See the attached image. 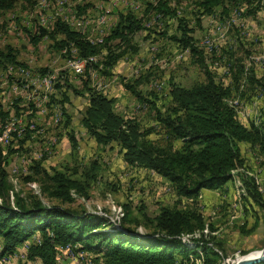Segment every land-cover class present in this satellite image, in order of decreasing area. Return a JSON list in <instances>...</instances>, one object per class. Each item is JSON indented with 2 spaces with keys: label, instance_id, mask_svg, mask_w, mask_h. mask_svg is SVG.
I'll use <instances>...</instances> for the list:
<instances>
[{
  "label": "rangeland",
  "instance_id": "obj_1",
  "mask_svg": "<svg viewBox=\"0 0 264 264\" xmlns=\"http://www.w3.org/2000/svg\"><path fill=\"white\" fill-rule=\"evenodd\" d=\"M157 1L15 0L0 10V49L7 55L0 59V132L10 129L2 146L8 188L0 202L15 207L21 197L26 205L39 199L46 207L86 209L102 216L104 227L123 226L126 211L125 224L143 234L150 233L145 224L161 206L197 207L205 228L182 240L191 245L194 239L208 240L218 250L220 264H237L264 249V150L241 142L246 167L232 170L219 188L203 189L191 199L179 197L161 175L126 163L116 143H96L81 124L90 87L111 97L115 111L137 122L151 141L167 145L152 101L165 111L172 104V83L188 87L205 82L207 71L232 88L229 99L241 121L264 123V0H222L210 11L203 9L202 0H165L172 13L164 15L149 8ZM123 13H130L142 28L128 42L116 39L111 51L88 58H81L71 42L63 44V34L53 32L54 22L61 19L92 43H103ZM188 37L196 54L183 45ZM93 161L97 179L88 196L72 190L73 201L67 203L43 191L57 172L84 180ZM31 241L4 254L0 263L41 264L27 257ZM194 259L200 264L201 257L192 255L183 263ZM55 264L95 261L89 252L70 246Z\"/></svg>",
  "mask_w": 264,
  "mask_h": 264
},
{
  "label": "trees",
  "instance_id": "obj_2",
  "mask_svg": "<svg viewBox=\"0 0 264 264\" xmlns=\"http://www.w3.org/2000/svg\"><path fill=\"white\" fill-rule=\"evenodd\" d=\"M24 1L33 3V0ZM221 1L202 0L200 4L205 11H210ZM14 2L0 0V10L10 8ZM148 6L157 14L172 13L165 0ZM141 28L140 21L130 13H123L117 25L103 38V43H92L61 19L54 22L53 32L63 34V44L71 42L81 58H88L104 49L111 51V42L116 39L128 42L129 35ZM183 45L197 53L189 37L184 39ZM124 52L123 49L112 59L116 60ZM4 55L7 56L0 49V59ZM88 70L86 65V72ZM206 75L205 82L188 87L172 83L168 92L172 104L165 111L158 109L152 101L156 121L165 130L167 145L159 146L151 141L149 133L141 131L137 122L115 111L111 97L90 87L87 88L88 101L81 124L96 143L119 145L126 163L142 166L167 179L179 197L197 198L203 189L222 186L230 178L232 170L246 167V159L240 151L241 142L264 150V123L241 121L229 99L232 88L216 82L209 71ZM129 88L139 95L132 86ZM69 138L76 144L72 135ZM3 158L0 146L1 197L8 188ZM97 170L98 164L93 161L83 174L84 180L57 172L49 177L51 183L43 187V191L67 203L73 201L72 190L78 195L88 196L91 182L97 179ZM253 197L256 198L254 194ZM128 214L124 211L123 226L104 227L106 220L86 209L60 205L46 207L39 199L26 205L21 197L16 198L15 207L6 200L2 201L0 258L11 253L17 245L33 240L27 257L37 259L41 264H55L58 248L67 244L72 248L75 246L76 250L89 252L95 264H184L183 259L190 260V255L201 257L200 264H220L219 252L208 240L194 239V245L182 240V236L205 228L199 208L163 205L150 218V224H145L151 228L150 233L145 234L138 233L137 227L125 224ZM210 238L214 239L213 236ZM191 264L198 263L194 259ZM253 264H264V260Z\"/></svg>",
  "mask_w": 264,
  "mask_h": 264
},
{
  "label": "water",
  "instance_id": "obj_3",
  "mask_svg": "<svg viewBox=\"0 0 264 264\" xmlns=\"http://www.w3.org/2000/svg\"><path fill=\"white\" fill-rule=\"evenodd\" d=\"M263 260H264V249L258 255H251V256L248 255L240 258L237 264H253L255 262H259Z\"/></svg>",
  "mask_w": 264,
  "mask_h": 264
},
{
  "label": "built area",
  "instance_id": "obj_4",
  "mask_svg": "<svg viewBox=\"0 0 264 264\" xmlns=\"http://www.w3.org/2000/svg\"><path fill=\"white\" fill-rule=\"evenodd\" d=\"M9 128L6 131H2L0 132V146L2 148V146L9 140ZM70 247H59L58 249V255L59 257L61 256V254L67 252L69 250ZM2 264V263H0Z\"/></svg>",
  "mask_w": 264,
  "mask_h": 264
},
{
  "label": "bare ground",
  "instance_id": "obj_5",
  "mask_svg": "<svg viewBox=\"0 0 264 264\" xmlns=\"http://www.w3.org/2000/svg\"><path fill=\"white\" fill-rule=\"evenodd\" d=\"M7 129H8V128H7ZM7 142H8V141H7ZM7 142H6V143H7ZM60 247H70V246H60ZM261 252H262V250H261ZM257 254H258V253H252V254H247V255H250V256H251V255H257ZM259 254H260V253H259Z\"/></svg>",
  "mask_w": 264,
  "mask_h": 264
}]
</instances>
